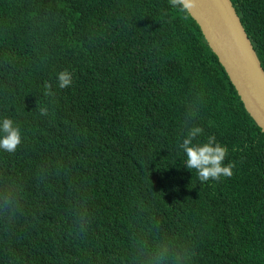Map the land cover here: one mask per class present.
Here are the masks:
<instances>
[{
	"label": "trees",
	"instance_id": "trees-1",
	"mask_svg": "<svg viewBox=\"0 0 264 264\" xmlns=\"http://www.w3.org/2000/svg\"><path fill=\"white\" fill-rule=\"evenodd\" d=\"M231 1L264 68V0ZM5 117L0 264H264V130L168 0H0ZM191 126L231 177L185 167Z\"/></svg>",
	"mask_w": 264,
	"mask_h": 264
},
{
	"label": "water",
	"instance_id": "water-1",
	"mask_svg": "<svg viewBox=\"0 0 264 264\" xmlns=\"http://www.w3.org/2000/svg\"><path fill=\"white\" fill-rule=\"evenodd\" d=\"M234 85L244 108L264 130V68L231 0H196L188 12Z\"/></svg>",
	"mask_w": 264,
	"mask_h": 264
},
{
	"label": "clouds",
	"instance_id": "clouds-1",
	"mask_svg": "<svg viewBox=\"0 0 264 264\" xmlns=\"http://www.w3.org/2000/svg\"><path fill=\"white\" fill-rule=\"evenodd\" d=\"M173 9L180 12H190L196 6V0H168ZM58 86L60 89L71 86L72 73L63 70L57 75ZM46 95H54L51 91L52 85L45 83ZM41 116L48 115V109H40ZM187 123V120H186ZM0 150L14 153L23 142L21 128L12 118L5 117L0 122ZM203 133V128L191 126L180 144L186 156L185 167L195 169L201 182L209 180L219 181L221 177H231L233 175L234 162L224 163L228 155V149L216 140V137L209 136L204 143H194L199 135Z\"/></svg>",
	"mask_w": 264,
	"mask_h": 264
}]
</instances>
